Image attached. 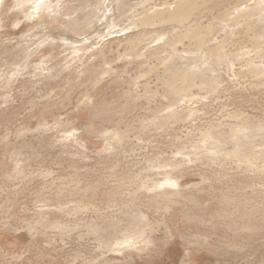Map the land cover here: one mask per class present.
Here are the masks:
<instances>
[{"label":"rangeland","instance_id":"1","mask_svg":"<svg viewBox=\"0 0 264 264\" xmlns=\"http://www.w3.org/2000/svg\"><path fill=\"white\" fill-rule=\"evenodd\" d=\"M18 1L0 5V264H264V48L253 33L229 22L234 15L208 24L255 0H231L204 19L209 44L224 38L212 54L199 38L173 47L170 41L188 28L156 17L140 29L147 34L137 57L122 55L126 35L140 32L127 6L138 0L115 2L127 4H118L122 12L114 17L121 27L106 39L90 31L84 43L85 26L76 29L79 36L71 32L82 38L76 48L95 44L75 55L56 38L68 33L63 25L70 22L55 13L83 4L43 0L46 12L34 9L39 1L23 12ZM165 1L147 5L158 10ZM23 13L35 18L26 20ZM200 56L220 63L217 83L187 81L163 65ZM236 128H247L243 143L232 133ZM119 129L129 137L122 146L103 138ZM255 156L256 175L244 166ZM172 170L180 172L182 185L171 200L151 189L141 197L127 195ZM122 182L125 189H119ZM85 206L88 212H76ZM252 218L260 226L255 233L243 228ZM45 220L105 229L81 238L80 230H46ZM130 222L133 230L126 231ZM128 239L141 249L115 251Z\"/></svg>","mask_w":264,"mask_h":264},{"label":"bare ground","instance_id":"2","mask_svg":"<svg viewBox=\"0 0 264 264\" xmlns=\"http://www.w3.org/2000/svg\"><path fill=\"white\" fill-rule=\"evenodd\" d=\"M2 1L3 0H0V5L2 4ZM19 1H18V6H19L18 9L20 11L22 10L23 12H25L24 10H25V8L29 4H30V6L31 5H36V4H38V1L39 0H36V1L35 0H22L21 3ZM116 1H121L122 2V0H78V3L79 4H83V8H81V7H79L77 5V6L73 7L74 8L73 10L68 9L66 7L67 10L65 8L66 11H64V12H59V11H58V13L56 12L55 14L66 15V16H64V18L66 17V21L69 20V22H70V23H66L65 24V22L63 21V17L60 15V17H62V18H59V19H62V22L65 24V25H63V28L65 27L67 29V31L66 30L65 31L68 32V33L58 34V36L56 38L61 39L62 43L65 46H69L68 47V48H70V50H69L70 52L69 53L72 54V55L77 54V52H79V50H83L84 51L86 49V47L89 48L90 46H94L95 45V44L94 45H92V44H90V45L89 44L88 45L87 44H84L85 41H87V40L90 39V38H88V37L85 36L90 31L92 32V35H94L93 38H95V39H97V38H99V39H106V37H109V35H111V32H113V31L110 32L111 29L113 30V28H115V26L121 27L120 26L121 24H119L121 22V20L118 18V20H120V21H118L114 17V15L117 14L118 12H122V10H120V7L121 6L125 7L124 5H126L127 3L125 1L126 4L124 3V5L123 4L121 5V2H118L116 4L115 3ZM149 1L151 2L152 0H138L136 2L137 4L134 3L131 6H130V4H127V6L129 5V8L132 7L131 13H130V10L124 9V12H125V10L126 11H129V13L132 16V19L134 21L133 24H132L134 26L133 27L134 30H139L140 31V29H144L145 30L147 28H150L149 25H151L155 21L154 19L156 17H161V18H163L165 20L174 21V22L180 24V26H183V27H187L188 28L184 33L183 32L178 33L175 36V38L172 41H170V44L173 47H175L177 44H179L181 41H183L185 39H193L194 40L196 38L201 39V43L204 44V45L207 43V46L209 47V50H208V53L209 54L214 53V50H219L222 47L221 46V41H223L224 38L222 40H217V38H216L217 41H216V43L214 45L213 44H209L208 40H209V38L211 39V37H210L211 35H209V38L207 37L208 35H205L204 36L203 33H202L201 28H203V26H204V19H208L209 20V16L210 15H213V12L215 10H219L220 8L227 7L228 4L231 3V0H171V2L169 0H166L165 3H164V5H163V8L158 9V10H157L156 7H153V5H152V7H148L147 4L149 3ZM119 3H120V7L118 5ZM48 5L49 4H47V5H45V4H38V5L34 6V9H37L39 11L42 10V11L46 12L47 11L46 10L47 9L46 7ZM241 6L242 5L236 4L235 8L234 7L232 8L234 10L230 14H228L225 11V13L222 14V17H224L223 20L222 19L220 20V19L214 18V16H213L214 19H212V21H209L208 24L213 25V23H217L219 25L218 22H222L221 24H223V22L227 23L226 21H228L230 19V17L232 15H234L233 18L231 19V21L229 20V22L234 27H238V29H239V27H241L240 29L246 30L248 34L253 33L254 36H255V38L259 42H261L263 44L262 48H264V0H255L252 4L246 5L244 9H241ZM88 7H91V9L85 11ZM32 8H33V6H32ZM118 9L120 11H118ZM121 9H123V8L121 7ZM26 10H29V9L26 8ZM78 10L80 11V13H81L82 10L85 11V12L83 13V11H82V13H81L82 15H81L78 12ZM221 11H223V10H221ZM36 12H37V15H38V11L35 10V13ZM77 13L80 14V15H78ZM125 13H127V12H125ZM125 13H120V15L121 14L124 15ZM23 14H25V13H23ZM216 14H218V12ZM26 15L27 14H25V17H24L26 20L28 19V17L29 18L31 17V13L29 14L30 16L27 15V17H26ZM52 16H55V15H52ZM51 17H50V19L52 20ZM57 17H59V16H57ZM67 17H68V19H67ZM113 17L118 22H115L113 20ZM121 17H123V16H121ZM124 17H126V16H124ZM31 18L34 19L35 17L33 16ZM53 19H54V17H53ZM45 20H47V17H44V22L47 23V21H45ZM51 20H50V23L52 21H54V20H52V21ZM55 20H56L55 22L58 23L59 20L56 19V17H55ZM42 21H43V18H42ZM122 21H123V19H122ZM50 23L47 24V25L50 26L51 25ZM57 25H59V24H57ZM81 26H85L86 29H87L86 31L81 32L82 33L81 36L84 35L85 38H86V39H84V43H83L84 45H86V47H84V45L82 44L84 48H82V47L81 48H76L75 45L77 43H79V42L81 43L82 42L81 41L82 38H80L81 40H79L78 39L79 37H74V36L78 35V32L76 31V29L79 30L78 28H80ZM213 26H215V25H213ZM213 26H210V27H213ZM63 28H61V29L63 30ZM228 28H229V26H228ZM42 29H44V28H42ZM44 30L46 31V29H44ZM134 30H133V32H134ZM144 30L143 31H140L139 33L137 32L138 34L137 33H136L137 35L135 34L136 37L134 35H131V36H127L126 35V38L129 37L126 40L127 45H126V43H124L126 45L127 51L122 56H126V57H137V56L141 55V51H143V50L141 49L140 46L145 41L146 34H147V30H146V33L145 34H144V32H145ZM121 31L123 32V30H121ZM52 32H54V31H52ZM71 32L73 33L74 36L71 35L72 34ZM216 32H217V30H216ZM130 33L133 34L131 32V30H130ZM46 34L47 33H45V35ZM216 34H214V36ZM37 35H34L33 37H35ZM92 35H89V36H92ZM46 36H48L47 38H49L50 35H46ZM214 36H213V38H214ZM31 37H32V35H31ZM33 37H32V39H33ZM122 37L125 39L124 35ZM44 38L47 39L46 37H43V39ZM95 39H94V41H95ZM50 40H51V38H50ZM38 41H40V40H38ZM52 41H54V40H52ZM42 42L43 41L41 40V42L39 44L42 45ZM120 42H121V40H120ZM34 48H33V50H32V48H30V49L32 50V53H35L36 54L37 48H35L36 50ZM28 52L29 51H27V53ZM22 53H23V51H22ZM173 53L176 54L177 52L174 51ZM19 54H21V53H19ZM172 54L169 55V56H173ZM28 55H29V53H28ZM141 57L143 58V56H141ZM23 58L24 57H22V60H23ZM27 58H28V56H27ZM142 58H140V59H142ZM193 58L194 57L190 58V60H184L182 57H177V58H174V60L172 62L171 61H169V62L166 61V63L163 64V65H164V67H165V69H166L167 72H169V73L172 72L174 74L175 73L176 74H179L180 76L184 77L187 81L188 80L190 81L191 79H194L193 81H196V80H198L197 78H199V79H203V82L205 80V82H207L206 85H209L212 82L213 83H217L218 82V78H219V76H218L219 73H218L217 68L220 66V63H218V62L217 63L216 62L213 63V62H210V61L204 62V61H202V58H204L203 56L197 57L198 61L192 62L191 60ZM26 60H24V61H26ZM164 60H166V59H164ZM206 60H207V58H206ZM222 60H220V62ZM16 64H17V62H16ZM147 65H148V63H147ZM172 66H173V69L171 70ZM208 67H213V69L212 70H209V69H207ZM19 68H21L20 65H19L18 69ZM15 72H17V71H15ZM209 73L210 74L211 73H215L216 74L215 75L216 77L212 78L211 75H208L207 76V74H209ZM200 82H202V81L200 80ZM204 83H203V85H204ZM173 117L176 118V115H173ZM173 117H170V119L173 118ZM170 119H167V120H170ZM246 131H247V128H236L234 131H232V133L235 135V139L237 140V142H239V143H243L244 142V140L242 139V137H241L240 134H242V133H244ZM124 134L125 133L121 132L120 129H119V130H116V131H109L108 134H106V135L103 136V138L105 140H107V141H114L117 144H121V145H116V147H117V146H122L124 144V142L129 138V137L125 136ZM205 135H207V134L205 133ZM208 136H211V135H207L206 137H208ZM251 145L254 146L253 149L256 148V144H251ZM246 147L248 149L250 148L248 144H246ZM115 148L113 147V149H115ZM241 148H243V147H241ZM15 162L17 163L16 160H15ZM244 166H245V168L247 170H250L252 173H254V175H256L257 174V171H258L257 169L259 168L258 157L255 156V157L252 158V160L244 161ZM176 168L178 169L179 167L176 166ZM16 169H17L16 171L18 173L21 172L19 166H16ZM173 169H175V167ZM179 173L180 172H178L177 170H172L171 172L165 174L162 179H160V180H152V182H154V183L151 184V186L148 187L147 189H146V184L145 185L143 184L142 186L140 185L139 188L137 187V191L136 192L131 193L129 191V193H127V195L128 196H134V197H141V196L146 195V190L148 191V190L151 189L152 190V194H155L156 193L157 196L160 197V198H165L167 200H171V197L173 195H175V194H177V193L180 192L178 189L180 188V186L182 184H181V177H179ZM18 175H20V174H18ZM136 181H137V177L130 178L129 179L130 186L133 187L135 185V182ZM125 185H126L125 182L119 183V189H125L124 188ZM83 208L84 207L77 208L76 209L77 210L76 212L77 213H83L85 211L88 212L86 206H85V209H83ZM256 210H258V207H256V209L253 208V212H255ZM59 211L64 212V210H62L60 208H59ZM46 221L47 220H45V222H44L45 223L44 224V228L46 230L62 231V233H64L65 235L66 234L72 235V233H73L72 231H74V230H76V231L77 230H80L79 231V234H81V236H82L81 238H84L85 236L86 237H89L90 235H97V234L100 235L101 233H103V230L105 229L104 226H99V225H96V224H92L91 226H87V225L83 224V226H80V225H77L76 223H74V225H72V224H69V223H65V222L63 223L62 222V223H59L57 225H51V224H47ZM127 224H128V226L125 228V230L126 231H132L133 230V224L131 222L130 223H127ZM121 225H122V222H116L115 223V226L116 227H119ZM115 226L113 224V227H115ZM243 228L246 231H248V232H254L255 233L258 230V228H260V226H259V222L256 221L254 218H252V220L249 219L244 224V227ZM30 230H32L34 232L32 236H34V234L37 233V231H35L34 228H32ZM123 245H124V247H122ZM135 249H141V248L138 247V243L137 242H134L133 239H128V240H126V241L118 244V247H117V249H115V251H124L125 252V251H130V250H135ZM136 251H138V250H136Z\"/></svg>","mask_w":264,"mask_h":264},{"label":"snow or ice","instance_id":"3","mask_svg":"<svg viewBox=\"0 0 264 264\" xmlns=\"http://www.w3.org/2000/svg\"><path fill=\"white\" fill-rule=\"evenodd\" d=\"M39 3H41V4H42V3H43V0H39Z\"/></svg>","mask_w":264,"mask_h":264}]
</instances>
